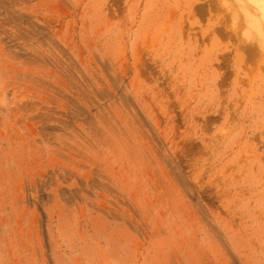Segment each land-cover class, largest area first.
<instances>
[{
  "label": "rangeland",
  "instance_id": "1",
  "mask_svg": "<svg viewBox=\"0 0 264 264\" xmlns=\"http://www.w3.org/2000/svg\"><path fill=\"white\" fill-rule=\"evenodd\" d=\"M247 3L0 0V264H264Z\"/></svg>",
  "mask_w": 264,
  "mask_h": 264
},
{
  "label": "bare ground",
  "instance_id": "2",
  "mask_svg": "<svg viewBox=\"0 0 264 264\" xmlns=\"http://www.w3.org/2000/svg\"><path fill=\"white\" fill-rule=\"evenodd\" d=\"M249 4H251L256 11H250L249 8H243L247 10V14H245V16H248V20L252 21V23H254V25L256 26L257 29H259L260 31H264V0H246ZM242 4L244 2L240 1ZM247 3V4H248ZM246 16V17H247ZM251 23V24H252ZM252 25V26H254Z\"/></svg>",
  "mask_w": 264,
  "mask_h": 264
}]
</instances>
